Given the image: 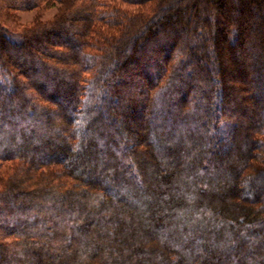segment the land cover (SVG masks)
<instances>
[{
    "label": "trees",
    "instance_id": "obj_1",
    "mask_svg": "<svg viewBox=\"0 0 264 264\" xmlns=\"http://www.w3.org/2000/svg\"><path fill=\"white\" fill-rule=\"evenodd\" d=\"M116 1L0 0V264H264V0Z\"/></svg>",
    "mask_w": 264,
    "mask_h": 264
},
{
    "label": "rangeland",
    "instance_id": "obj_2",
    "mask_svg": "<svg viewBox=\"0 0 264 264\" xmlns=\"http://www.w3.org/2000/svg\"><path fill=\"white\" fill-rule=\"evenodd\" d=\"M114 1L115 3H117L116 0ZM56 9H57V6H51V7L42 9L40 13L42 15V20L47 21V20L52 19L56 13ZM35 16H36V11L14 12V13H10V15L5 18L6 20H3V21L7 29L11 31H20L30 26L34 21Z\"/></svg>",
    "mask_w": 264,
    "mask_h": 264
}]
</instances>
